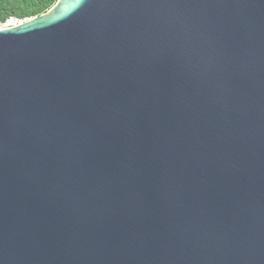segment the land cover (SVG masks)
I'll list each match as a JSON object with an SVG mask.
<instances>
[{
  "label": "water",
  "instance_id": "95a60500",
  "mask_svg": "<svg viewBox=\"0 0 264 264\" xmlns=\"http://www.w3.org/2000/svg\"><path fill=\"white\" fill-rule=\"evenodd\" d=\"M0 264H264V0L1 30Z\"/></svg>",
  "mask_w": 264,
  "mask_h": 264
},
{
  "label": "trees",
  "instance_id": "16d2710c",
  "mask_svg": "<svg viewBox=\"0 0 264 264\" xmlns=\"http://www.w3.org/2000/svg\"><path fill=\"white\" fill-rule=\"evenodd\" d=\"M58 0H0V20L32 19L46 14Z\"/></svg>",
  "mask_w": 264,
  "mask_h": 264
},
{
  "label": "built area",
  "instance_id": "2783aa9c",
  "mask_svg": "<svg viewBox=\"0 0 264 264\" xmlns=\"http://www.w3.org/2000/svg\"><path fill=\"white\" fill-rule=\"evenodd\" d=\"M20 24H22V21L16 18H9L5 21L0 20V31L4 29H11V28L17 27Z\"/></svg>",
  "mask_w": 264,
  "mask_h": 264
},
{
  "label": "rangeland",
  "instance_id": "374dc122",
  "mask_svg": "<svg viewBox=\"0 0 264 264\" xmlns=\"http://www.w3.org/2000/svg\"><path fill=\"white\" fill-rule=\"evenodd\" d=\"M29 19H23V20H20V21H22V23H25V22H27Z\"/></svg>",
  "mask_w": 264,
  "mask_h": 264
}]
</instances>
